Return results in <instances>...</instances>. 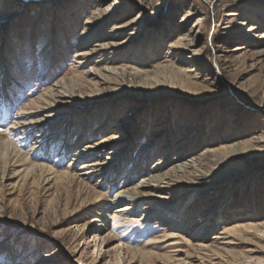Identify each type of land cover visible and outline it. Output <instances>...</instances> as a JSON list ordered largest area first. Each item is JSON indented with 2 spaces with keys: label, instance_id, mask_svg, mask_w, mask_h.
<instances>
[{
  "label": "rangeland",
  "instance_id": "374dc122",
  "mask_svg": "<svg viewBox=\"0 0 264 264\" xmlns=\"http://www.w3.org/2000/svg\"><path fill=\"white\" fill-rule=\"evenodd\" d=\"M91 74L97 86L60 108L105 130L123 120L111 150L73 160L61 134L48 156L36 129L21 135L31 101ZM0 136L58 172L119 155L81 183L36 185L20 164L0 176V264H264V0H0ZM180 152L199 167L132 200L137 216L116 213L117 193L170 172ZM193 188L187 228L164 225L161 208Z\"/></svg>",
  "mask_w": 264,
  "mask_h": 264
},
{
  "label": "bare ground",
  "instance_id": "6f19581e",
  "mask_svg": "<svg viewBox=\"0 0 264 264\" xmlns=\"http://www.w3.org/2000/svg\"><path fill=\"white\" fill-rule=\"evenodd\" d=\"M118 28L119 27H115V30H117ZM132 41L134 40L131 39L129 42ZM91 43L92 41L90 39L83 37L80 40V51L83 47ZM94 70L96 71V69ZM106 70L113 75L117 73L114 68L108 66H106ZM93 75L91 74L89 77L77 75L73 77L66 76L61 78L56 85H54L51 89L46 91L37 99L31 101L28 106L25 107L23 114L20 116V121L17 122V125L15 127H20L19 129L22 130L21 135H26L28 137H32L33 132L36 129V133H38V135L34 139L36 141L34 143V146L46 144L44 153L48 156L52 154V148L54 146V143L59 139L61 134H63L65 138V148L62 154L64 156H69L70 154L75 153L76 155L73 157V160H75L79 155L84 153L91 154L97 152L101 154V149L103 150L107 147V150H111L112 145L121 139V136L117 132L120 130L119 127L122 125L123 120L120 121L117 128L115 127L111 130H105V125L101 126V123L98 124L99 127H94V121L86 123L77 121L75 119L73 120L71 116L66 117L68 113L60 108V105L66 104L68 102V99L70 98L69 94L73 93L76 89H91L92 87L97 86L96 81L94 82V79H96V77L92 78ZM4 76L5 74H3L2 77ZM2 97L7 100L6 95H3ZM64 118L67 119L65 120ZM103 132H108L107 136L109 137H105L102 140L94 143L93 139L96 138L99 134H103ZM24 138L27 139L26 137ZM106 144L108 146H106ZM107 150H104V152H107ZM119 151H123V149L118 150V152ZM114 153H111L108 160H106L105 162H101L98 159H86L81 165L80 174H73L67 171L58 172L54 171L52 168L45 164H36L31 162L21 149L15 147L13 143L4 140L0 136L1 181L3 183L5 179L9 176V169H14V166L20 164L22 169L20 168L19 172L24 174V178H30L33 184L36 185L38 184L36 182L41 183L43 181L48 182L53 180L69 184H74V182L81 183L82 180L84 182V178L86 177L95 178L100 174H105L106 170L112 168L114 162L119 157L118 154ZM174 156H176V159L170 168V172H154L148 180L142 181L138 185H136V187L133 189V191H131V193L125 191L117 193L114 197V204L117 209L116 213L129 216H137L138 211L132 203V200L138 197H142L146 195V193L155 194L157 190V184L168 180L169 176L171 175H175L179 178H182L185 173H192L197 167H199L197 161H195L194 159L184 158L181 152L176 153ZM218 173L220 174L219 178L222 181H226L229 179L224 174L220 172ZM200 180H205V175H202ZM91 191L98 198L104 197L95 189H91ZM198 195L199 191L193 188L192 196L189 198V201L178 200L174 205H165L161 208L163 210H160L157 217H159L160 221L168 227H175L184 230L185 228H187V219L184 216H180L182 212L188 209V207L190 208V204L194 202V198ZM124 202L126 204L122 205V203ZM172 206H178L179 210L173 213H175V215L179 214V217L174 218V215L167 216L168 213L173 211V209L171 208ZM105 222L106 221H100L99 226L97 228L99 230H106L107 225L104 224Z\"/></svg>",
  "mask_w": 264,
  "mask_h": 264
}]
</instances>
